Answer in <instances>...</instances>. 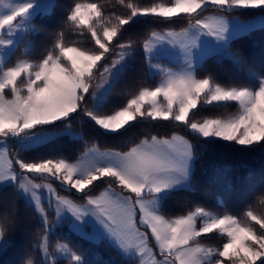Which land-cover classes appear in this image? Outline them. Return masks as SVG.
<instances>
[{
  "label": "snow or ice",
  "instance_id": "snow-or-ice-1",
  "mask_svg": "<svg viewBox=\"0 0 264 264\" xmlns=\"http://www.w3.org/2000/svg\"><path fill=\"white\" fill-rule=\"evenodd\" d=\"M209 4L221 10L259 8L264 11V0H171L170 5L154 4L143 8L129 3L130 15L117 16L113 21L104 17L96 3H76L67 22L75 29L87 27L98 50L84 49L74 43L73 46L65 45L61 35L39 62L24 60L4 68L3 60L10 56L17 33L34 31L32 18L45 5L41 0L20 3L0 0V7L8 10L0 12V137L5 141L16 138L22 149L32 147L68 133L75 116L83 115L110 133L127 131L140 118L175 121L197 138H203L205 145L217 140L239 146L264 142V77L259 79L258 86L225 87L211 76H196L194 56L198 53L202 59L211 54L210 50L199 52L200 36L212 37L226 51L230 40L242 34H229V23L219 16L197 19L193 24L192 15ZM181 14L188 17L187 29L179 34L171 30L163 34L153 31L143 42L146 63L160 70L162 79L158 86L142 88L137 96L112 114L98 115L104 94L90 93L96 71L99 70L102 78L96 85L99 89L126 70L125 58L132 54L131 42L120 44L119 48L127 47L130 51L121 52L110 65L100 68V62L107 58L105 54L110 51L111 42L120 29L140 16L163 18L171 23L173 17ZM177 48L179 66L175 70L161 68L152 62L154 57L173 55ZM228 55L236 59L231 53ZM6 90L10 95H6ZM89 99L93 102L91 107ZM228 102L235 103L236 111L226 118L195 119L203 108L227 106ZM61 126V131H56ZM7 153V147L0 151V182H8L17 197L34 206L46 234L54 226L66 222L71 231L84 239L97 244L107 242L122 256L139 257V264H256L257 261L264 264V217L250 210L245 213L246 221L231 214L216 216L199 206L175 218L161 214L163 200L174 191L190 187L196 153L194 145L182 136L173 134L165 139L153 135L127 152L97 153L80 163H69L63 158L41 162L16 159L15 164L22 170L19 174L14 171ZM24 173L34 174L45 182L37 183ZM102 177L114 178L116 186L129 194L117 193L109 184L99 195H88L84 190ZM47 178L58 181L62 188L67 186L68 190L82 193L79 198L85 203L76 204L67 196H60L53 185L46 182ZM41 189L47 190L49 208H55L53 225H49L42 207ZM13 213L14 209L0 215V251L11 243L4 237L6 230L12 227ZM247 221L259 225L262 231L258 232ZM213 231L226 236L227 242L222 248L195 243L202 234ZM150 240L155 242L163 259L153 255ZM39 248L47 260L46 243H41ZM56 250L68 264H90L67 243H58ZM24 264H33V260L28 258Z\"/></svg>",
  "mask_w": 264,
  "mask_h": 264
},
{
  "label": "trees",
  "instance_id": "trees-1",
  "mask_svg": "<svg viewBox=\"0 0 264 264\" xmlns=\"http://www.w3.org/2000/svg\"><path fill=\"white\" fill-rule=\"evenodd\" d=\"M76 3H96L106 19L112 18L115 21L117 16L124 18L130 15V10L127 8L129 3L143 8L154 4L170 5L171 0H122V2L121 0H54V5L49 12L39 13L32 18L34 31L22 37L5 62L4 68L15 66L22 59L31 63L39 62L61 35L65 45L73 46L74 43L75 46L84 49L98 50L87 27L75 29L67 22V17ZM213 13H222L227 17H237L242 20L259 14L264 15V11L259 8L221 10L218 6L208 5L192 15V23ZM172 20L174 22L169 23L163 18L136 17L132 23L120 29L118 36L111 42L110 51L105 54L107 58L100 62V68L112 63L122 50L118 47L120 44L128 45L131 42L132 54L125 60L126 70L111 83L98 115L112 114L125 106L129 99L137 96L142 88H154L158 85L159 75H151L145 61L143 42L153 31L156 33L169 30L180 31L189 27L188 17L185 14L173 17ZM226 51L236 59L221 56L218 53L209 55L196 67L197 78L211 76L225 87L258 86L259 79L264 77V25L231 39ZM101 79L97 70L91 82L90 93L98 89L96 85L101 82ZM6 95H10L7 90ZM92 103L89 99L88 106L91 107ZM235 111L234 102H228L227 106L221 107L207 106L195 119L226 118ZM138 121L133 122V127L127 131L110 133L96 126L86 116H75L70 129L78 133L79 137L60 134L38 146L23 149L15 140H12L8 148V157L13 161L14 171L19 174L21 170L14 162L16 159H23L25 162H41L45 159L63 158L67 162H73L85 149L92 146L103 151L126 152L132 146L144 139H150L153 135L158 138H169L177 134L194 145L196 159L190 187L186 190L174 191L163 200L160 206L162 215L166 218H175L199 206L218 216L234 215L241 221L247 220L245 213L249 210L257 216L264 217V203H262L264 201V142L255 146H239L217 140L205 145L203 138H197L190 130L175 121H152L140 118ZM61 129L62 126L56 130L61 131ZM53 183L60 196H68L76 202H84L79 198L83 195L82 193L62 188L56 182ZM109 184L116 190L122 191L116 186L114 178L109 177L94 181V186H89L84 191L88 195H96ZM122 192L129 194L126 191ZM47 205V202H43L46 209ZM13 209V224L6 230L4 237L11 243L0 254V264H24L28 258L33 260V264H68L67 259L44 260L39 245L46 233L38 213L33 205L15 195L12 185L4 184L0 187V215L6 210L13 212ZM47 214L51 222L53 211L47 209ZM247 222L252 224L258 232L262 231L259 225H255L252 221ZM224 242H227L226 236L216 231L202 234L195 241L202 246L212 248H222ZM57 243H67L73 251L82 254L90 264H137L134 258H123L107 242L97 244L83 240L65 225L49 233V248H55ZM256 264L260 262L257 261Z\"/></svg>",
  "mask_w": 264,
  "mask_h": 264
},
{
  "label": "rangeland",
  "instance_id": "rangeland-1",
  "mask_svg": "<svg viewBox=\"0 0 264 264\" xmlns=\"http://www.w3.org/2000/svg\"><path fill=\"white\" fill-rule=\"evenodd\" d=\"M4 2H11V3H20V2H23V0H4ZM41 2L45 5V8L44 9H42L39 13H46V12H49L51 9H52V7H53V5H54V0H41ZM209 5H211V4H209ZM8 10L7 9H4V8H2V7H0V12H7ZM199 11V10H198ZM38 13V14H39ZM37 15V14H36ZM35 15V16H36ZM140 17H143V16H140ZM137 18H139V17H137ZM229 18H234V17H229ZM245 20H247V21H244V22H242V23H240V25H238V27L236 28V29H233L234 31L232 32V33H239V31H244V33H247V32H249L250 30V27H262L263 25H264V15L263 14H259V15H257V16H255V17H252V18H249V19H245ZM230 22H233V21H230ZM245 29H246V31H245ZM252 30V29H251ZM30 31H32V30H28L27 32H18L17 33V36H16V38H15V43H14V45L12 46V48H11V54H12V52L14 51V49L16 48V46L18 45V43L21 41V39H22V37H24L28 32H30ZM230 31V30H229ZM157 33H159V32H157ZM232 33H230V34H232ZM240 33H243V32H240ZM235 37V36H234ZM5 39H7L8 37L5 35V37H4ZM233 39V38H232ZM198 49H199V52H204V51H206V50H210V52H211V54H209V55H212V54H215V53H218V55H221V56H226V57H229V53L227 52V51H225L224 50V48H223V45L222 44H218L212 37H208L207 38V40H206V43L205 44H203V45H200V46H198ZM130 50L128 49V48H124V49H122L121 50V52H123V53H128ZM195 51V50H194ZM120 52V53H121ZM119 53V54H120ZM10 54V55H11ZM118 54V55H119ZM118 55H117V57H115V59H117L118 58ZM209 55H205V56H203V58L201 59L200 58V56H199V54L197 53V55H195L194 56V63H195V65H197V64H200L201 62H202V60L206 57V56H209ZM129 56V55H128ZM128 56H126V58L128 57ZM10 56H8V57H6V58H4V60H3V67H4V64H5V62L8 60V58H9ZM126 58H125V60H126ZM25 59H22V60H20L19 62H21V61H24ZM28 61V60H27ZM18 62V63H19ZM30 62V61H29ZM154 64H179V50H176L175 52H174V54L173 55H167V56H163V57H158V59H156V60H153L152 61ZM110 65V64H109ZM114 80H110V82L108 83V84H103L99 89H97L95 92H98V93H103L104 94V96H103V99H102V101L104 100V98H105V96H106V94H107V92H108V90H109V88H110V86H111V83L113 82ZM158 86V85H157ZM102 103V102H101ZM56 131H59V130H56ZM62 134H69L70 136H72V137H79V134L78 133H74V132H72V130L71 129H69L68 130V133H62ZM177 135V134H176ZM58 136V135H57ZM179 136H181V135H179ZM54 137H56V136H54ZM54 137H52V138H54ZM183 137V136H182ZM51 138V139H52ZM169 138H171V137H169ZM165 139H167V138H165ZM186 139V138H185ZM12 140H15L16 141V138H10V139H8L7 141H5L4 140V138H2V137H0V151H3L4 150V148L5 147H7V149L9 148V146H10V143H11V141ZM50 140V139H49ZM48 141V140H47ZM17 142V141H16ZM46 142V141H45ZM190 143V142H189ZM42 144V143H41ZM38 145H40V144H35V145H33L32 147H34V146H38ZM18 146H20L19 144H18ZM28 148H31V147H28ZM93 150H95V151H93ZM108 151H112V150H107V151H103V150H100V149H98L97 147H95V146H92V147H89V148H87V149H85L79 156H78V158L75 160V161H73V162H69V163H80V162H87L88 160H90L94 155H96L97 153H105V152H108ZM112 152H117V151H112ZM127 152V151H126ZM121 153H123V152H121ZM22 171V170H21ZM24 175H26L28 178H30V179H34L37 183H43V182H45L44 180H42L40 177H38V176H36V175H34V174H31V173H24ZM28 175H31V176H33V177H36L37 179H35V178H31V177H29ZM46 182H48V183H51L52 185H53V187H54V189H56V186L54 185V183L53 182H56L59 186H60V184H59V182L58 181H56V180H54V179H51V178H47V180H46ZM4 185V182H0V187L1 186H3ZM61 187V186H60ZM109 187V186H108ZM108 187H106V188H108ZM63 188H66L67 189V186H64ZM106 188H104V189H102L100 192H98L96 195H99L102 191H104ZM114 190H115V192H117V193H121L122 195H128V194H126V193H124V192H122V191H120V190H116L115 188H113ZM71 190H75V189H71ZM56 191H57V189H56ZM40 195L42 196V207H44L43 206V202H47V204H48V200H47V196H48V194H47V190L46 189H41L40 190ZM93 196H95V195H93ZM68 197V196H67ZM69 199H71L70 197H68ZM71 200H73V199H71ZM73 202L74 203H76V204H84L85 203V201L84 202H76V201H74L73 200ZM45 208V207H44ZM47 209H50L51 211H53V219L51 220V222H49V220H48V223H49V225H53L54 224V221H55V218H56V212H55V208L54 207H52V208H49V205H47ZM47 209L45 208V215L48 217V214H47ZM210 213H212V212H210ZM212 214H214V215H216L215 213H212ZM216 216H218V215H216ZM38 217H39V219L42 221V219H41V216L39 215V213H38ZM199 222H200V220H199V218H198V221H197V223H198V225H199ZM62 225H65L69 230H70V228H69V226H68V223H66V222H64V223H61V224H59L58 226H54L53 228H52V230L51 231H53V230H55L57 227H59V226H62ZM50 231V232H51ZM71 231V230H70ZM50 232H48L47 234H45L44 235V237L42 238V241H41V243H46V246H47V252H48V254H49V258L47 259V261H53V260H57V259H66L60 252H58L57 250H56V246H55V248H49V233ZM71 232H73V231H71ZM217 232V231H216ZM75 235H77L78 237H80L81 239H83V240H86V241H90V240H88V239H84V238H82L78 233H76V232H73ZM218 234H220L219 232H217ZM47 235V239L45 240L44 238H45V236ZM221 235V234H220ZM149 236H150V233H149ZM5 239V238H4ZM6 240V239H5ZM7 241V240H6ZM90 242H92V241H90ZM40 243V244H41ZM58 244V243H57ZM59 244H64V243H59ZM149 247L150 248H152V252H153V255L156 257V259H163V257L160 255V253H159V250L155 247V242L154 241H151L150 240V243H149ZM205 247V246H204ZM209 248H212V247H209ZM4 250H2V251H0V254L3 252ZM42 252V251H41ZM122 256V255H121ZM42 257L44 258V260H45V257H44V253L42 252ZM123 258H125V259H132L133 257H128V256H122ZM136 261H137V264H139V257H135L134 258ZM226 264H227V262H226Z\"/></svg>",
  "mask_w": 264,
  "mask_h": 264
},
{
  "label": "crops",
  "instance_id": "crops-1",
  "mask_svg": "<svg viewBox=\"0 0 264 264\" xmlns=\"http://www.w3.org/2000/svg\"><path fill=\"white\" fill-rule=\"evenodd\" d=\"M213 16H219V17H223L228 23H229V34L232 33L234 30L233 29H236L238 27V25H240V23L244 22V21H247V20H242V19H239L237 17H234V18H229L227 16H225L224 14L222 13H213V14H209L207 16H205L204 18L206 17H213ZM202 18V19H204ZM230 21H233V22H230ZM254 28H257V27H250L249 30L251 29H254ZM187 29V28H186ZM184 30V29H183ZM183 30H180V31H174L176 32L177 34H179L181 31ZM240 32H243L244 31H239ZM165 32H159V34H163ZM242 33V34H243ZM241 35V34H239ZM239 35H236L235 37L239 36ZM208 37H205V36H200L199 40L197 41V45L200 46V45H203L206 43V40H207ZM234 38V37H233ZM170 47V46H169ZM176 50H179V48L175 49ZM207 57V56H206ZM158 59V57H154L153 60H156ZM152 60V61H153ZM160 65L161 68H168V69H173L175 70L179 64H158ZM199 64L195 65L196 67L198 66ZM148 68H149V72L151 75L155 76V75H159V80H158V84L160 83L161 79H162V76H161V73H160V70L158 68H150L149 65H148ZM167 139H170V138H167ZM7 158L9 159L8 157V153H7ZM29 176V175H28ZM30 177V176H29ZM4 184H8V182H4Z\"/></svg>",
  "mask_w": 264,
  "mask_h": 264
}]
</instances>
